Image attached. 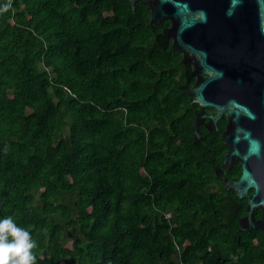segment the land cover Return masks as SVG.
<instances>
[{"label":"trees","instance_id":"16d2710c","mask_svg":"<svg viewBox=\"0 0 264 264\" xmlns=\"http://www.w3.org/2000/svg\"><path fill=\"white\" fill-rule=\"evenodd\" d=\"M152 31L130 0H0V216L35 264H264L227 147L195 143L192 67Z\"/></svg>","mask_w":264,"mask_h":264},{"label":"water","instance_id":"95a60500","mask_svg":"<svg viewBox=\"0 0 264 264\" xmlns=\"http://www.w3.org/2000/svg\"><path fill=\"white\" fill-rule=\"evenodd\" d=\"M130 0L135 12L136 2ZM150 1V0H141ZM151 21L168 19L173 47L192 61L196 85L188 88L193 101L215 113L197 114L192 129L224 116L228 125L222 135L229 151L224 167L241 163V176L228 181L216 170L227 190L247 200V215L240 229L264 232V0H153ZM262 210L261 223L255 213Z\"/></svg>","mask_w":264,"mask_h":264},{"label":"clouds","instance_id":"9594fccd","mask_svg":"<svg viewBox=\"0 0 264 264\" xmlns=\"http://www.w3.org/2000/svg\"><path fill=\"white\" fill-rule=\"evenodd\" d=\"M37 241L13 215L0 216V264H35Z\"/></svg>","mask_w":264,"mask_h":264},{"label":"flooded vegetation","instance_id":"af4514ba","mask_svg":"<svg viewBox=\"0 0 264 264\" xmlns=\"http://www.w3.org/2000/svg\"><path fill=\"white\" fill-rule=\"evenodd\" d=\"M137 3L141 6V11H142V13L144 15L149 14V23H150V26L154 29V31H152V35L156 39H158L159 43L162 44V42H166V43H169L170 41L173 42L172 39H168L169 38V32H170V29H171V26H172V23H171L170 20L163 19V20H161L159 22L151 21L152 14H153V11L155 9L154 1L153 0H150V1H141V0H139V1L136 2V4ZM168 22L170 23V25L166 26V24ZM182 59H183V56H182ZM183 64L185 66L191 65V67H192V70H190V69L187 70V74H188V71H190L191 72V77L195 78V84L192 86V87H194L196 85L197 78L192 74V72H193L192 61L186 59V61L183 62ZM192 87H190V88H192ZM187 89H188V87H186V90ZM201 113L213 114V113H215V110L213 108H204V107H202V110H200L197 114H201ZM227 125H228V118L226 116H224L221 120L218 121V123H217L218 130L215 131V127L210 123V120L209 119H205L204 121L201 122L200 127H199V131H200V128L203 127V129H204V131L206 133H210V134H213V135L214 134L215 135H219L221 140H222V142H223L222 135H223L224 131L226 130ZM194 136H195V134H194ZM202 139H203V137H202ZM225 146L227 147V151L224 153L222 164H221V167H219V168L222 169V174H224L227 177L228 181L238 180V179H234V178L229 179L228 176L230 175V173H233V171L235 169H237L238 166L241 169V163L240 162H235L229 168H225L224 167V157L227 154V152L229 151L228 146L227 145H225ZM219 168H217L216 170H218ZM257 222L260 224L261 223V219H259Z\"/></svg>","mask_w":264,"mask_h":264}]
</instances>
